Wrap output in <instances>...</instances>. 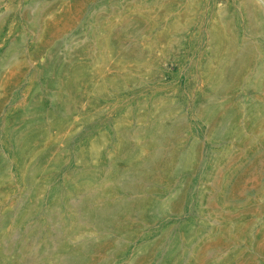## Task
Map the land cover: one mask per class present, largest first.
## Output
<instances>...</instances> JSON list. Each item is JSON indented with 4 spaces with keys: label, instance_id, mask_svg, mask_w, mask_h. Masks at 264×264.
Instances as JSON below:
<instances>
[{
    "label": "rangeland",
    "instance_id": "obj_1",
    "mask_svg": "<svg viewBox=\"0 0 264 264\" xmlns=\"http://www.w3.org/2000/svg\"><path fill=\"white\" fill-rule=\"evenodd\" d=\"M263 11L0 0V264H264Z\"/></svg>",
    "mask_w": 264,
    "mask_h": 264
},
{
    "label": "bare ground",
    "instance_id": "obj_2",
    "mask_svg": "<svg viewBox=\"0 0 264 264\" xmlns=\"http://www.w3.org/2000/svg\"><path fill=\"white\" fill-rule=\"evenodd\" d=\"M264 12V11H263ZM107 218H108V216H107Z\"/></svg>",
    "mask_w": 264,
    "mask_h": 264
}]
</instances>
